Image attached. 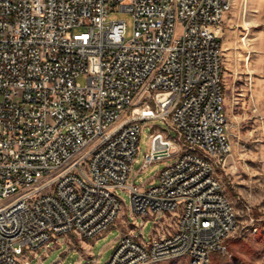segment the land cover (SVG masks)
Masks as SVG:
<instances>
[{
    "label": "built area",
    "instance_id": "built-area-1",
    "mask_svg": "<svg viewBox=\"0 0 264 264\" xmlns=\"http://www.w3.org/2000/svg\"><path fill=\"white\" fill-rule=\"evenodd\" d=\"M232 3L0 0V264L41 263L70 233L99 237L120 215L119 189L127 228L104 264H210L227 252L238 223L220 176ZM115 8L133 16L129 39L126 21L108 18ZM157 118L176 136L149 134L140 169L169 160L139 186L143 121ZM157 134L169 146L154 148Z\"/></svg>",
    "mask_w": 264,
    "mask_h": 264
},
{
    "label": "rangeland",
    "instance_id": "rangeland-1",
    "mask_svg": "<svg viewBox=\"0 0 264 264\" xmlns=\"http://www.w3.org/2000/svg\"><path fill=\"white\" fill-rule=\"evenodd\" d=\"M108 18L124 19L126 39L132 36L134 19L131 12L115 8L110 10ZM221 40L232 151L225 168L220 170V176L236 208L238 223L228 241L240 239L235 244L240 257L231 255L228 250L216 252L210 264H264V0H233L222 23ZM80 80L84 82L86 78L82 76ZM157 128L176 136V132L160 118L143 121L139 151L133 163V182L136 185H149L145 182L152 178L157 181L156 174L169 160L156 159L140 169L149 148V134ZM119 193L124 201L116 223L99 237L85 240L90 242L91 254H86L83 262L106 263L114 251L109 243L120 235L121 228L126 230L123 220L129 217L126 204L130 203V196L124 189H119ZM258 212L261 214L255 217ZM138 221L141 223L142 218L138 217ZM255 225L262 229L261 234H257ZM152 228V221L144 226L147 238ZM70 235L71 240L61 239L62 243L53 247L41 263L34 257L28 264H78L79 248L84 241L72 233ZM94 258L99 261L94 262Z\"/></svg>",
    "mask_w": 264,
    "mask_h": 264
},
{
    "label": "crops",
    "instance_id": "crops-1",
    "mask_svg": "<svg viewBox=\"0 0 264 264\" xmlns=\"http://www.w3.org/2000/svg\"><path fill=\"white\" fill-rule=\"evenodd\" d=\"M125 220H126V219L123 220V225H124V228H127V224H125ZM121 230H122V228H121ZM73 235H74V234H73ZM74 236H75V235H74ZM71 238H72V235H67V236L65 237V239H69V240H71ZM117 238H118V237H117ZM117 238L113 239V240L109 243V245L115 248V246L117 245ZM72 248H73V247H72ZM79 249H80L81 256H80V258H79V260H78V264H90V262H83V261H82L83 258L86 256V254H91L90 242L84 240V244H83V246H82L81 248H79ZM57 261L59 262L60 259H58ZM98 261H99L98 258H94V262L97 263ZM28 263H29V262H28ZM161 264H164V263H161Z\"/></svg>",
    "mask_w": 264,
    "mask_h": 264
},
{
    "label": "trees",
    "instance_id": "trees-1",
    "mask_svg": "<svg viewBox=\"0 0 264 264\" xmlns=\"http://www.w3.org/2000/svg\"><path fill=\"white\" fill-rule=\"evenodd\" d=\"M260 214L261 213L258 212L255 215V217H259ZM254 227H257V225H255ZM256 232H257V234H261L263 231H262V229L260 227H257ZM239 242H240V239H233L230 243H229V241H227V250H228V252L231 253V255H235V257H240L239 255H237L238 252H237V249H236V246H235V244H238ZM226 256H228V255H226ZM226 260H228L227 257H226ZM246 264H248V263H246Z\"/></svg>",
    "mask_w": 264,
    "mask_h": 264
},
{
    "label": "water",
    "instance_id": "water-1",
    "mask_svg": "<svg viewBox=\"0 0 264 264\" xmlns=\"http://www.w3.org/2000/svg\"><path fill=\"white\" fill-rule=\"evenodd\" d=\"M167 146H169V142L162 140L161 135L157 134L154 138V148H163Z\"/></svg>",
    "mask_w": 264,
    "mask_h": 264
}]
</instances>
